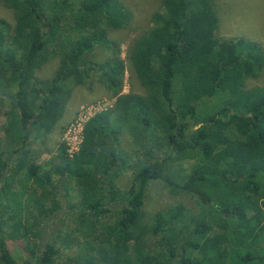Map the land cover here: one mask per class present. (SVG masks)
Listing matches in <instances>:
<instances>
[{
	"label": "trees",
	"instance_id": "obj_1",
	"mask_svg": "<svg viewBox=\"0 0 264 264\" xmlns=\"http://www.w3.org/2000/svg\"><path fill=\"white\" fill-rule=\"evenodd\" d=\"M160 2L155 27L132 40L128 49L145 93L122 95L119 59L81 62L97 47L110 48L109 30L129 24L131 15L119 0H0L14 20L9 36L0 24V111L8 106L4 115L16 122L21 134L19 140L12 139L16 159L8 160L0 172V264H57L56 241L87 254L84 261L69 258L63 264H264V232L258 231L264 222V86L245 84L264 70V50L243 39L199 49L188 38L187 27L191 19L214 17L210 1ZM82 23L95 28L83 32ZM54 58L58 66L53 75L36 78L35 72ZM195 58L207 87L192 78ZM96 74L115 99L114 106L85 124L73 158L61 148L59 163L46 173L50 188L44 204L52 205L36 209L47 218L58 210L52 177L59 186L72 183L78 200L73 230L86 236L65 240L60 229L42 250L17 221L12 234L22 233L17 237L27 245L21 263L6 244L10 222L23 215L21 206L11 209L10 175L25 171L36 176L40 168L26 158L30 142L42 140L62 119L70 86ZM220 123L230 129H219ZM124 133L137 147L132 156L122 145ZM212 136L242 146L247 157L211 146L207 139ZM188 160L194 161L189 171L184 168ZM125 170L132 172L131 183L116 194L114 179ZM154 182L194 199L201 213L181 222L183 208L173 207L143 230L145 199ZM250 217L251 223L236 227L235 222ZM175 231L178 237L170 242L168 233ZM223 233L237 235L245 249L213 250Z\"/></svg>",
	"mask_w": 264,
	"mask_h": 264
},
{
	"label": "rangeland",
	"instance_id": "obj_2",
	"mask_svg": "<svg viewBox=\"0 0 264 264\" xmlns=\"http://www.w3.org/2000/svg\"><path fill=\"white\" fill-rule=\"evenodd\" d=\"M123 7L129 11L131 19L129 24L118 31H108L107 39L110 42V48L97 47L91 53L84 54L81 57V62H95L103 63L114 59H119L123 64L124 74L122 77L121 94H139L143 95L145 90L140 85L137 74L133 66L128 59V49L131 45V41L135 38H139L145 34L149 29L155 27L156 18L161 14V2L160 0H119ZM213 8L214 17L207 18L204 21H198L197 19H191L187 27V36L193 40L199 49L213 45L216 42L243 39L258 44L264 50V0H209ZM5 24L4 27L5 36L12 34V26L14 24L12 12L0 5V24ZM82 31L92 30V26L81 24ZM14 27V26H13ZM95 28V27H94ZM93 28V29H94ZM17 32L18 29L14 28ZM98 31V29H96ZM205 31V32H204ZM17 35V33H16ZM202 53H207L202 52ZM198 58V57H197ZM195 64L192 65V71L195 73L192 78L197 81H202V86L207 87L208 81L199 74L198 59ZM58 66V59L54 58L42 66L35 72V77L38 79L50 78L55 72ZM92 79L86 80L83 83L71 85L70 97L66 105V109L62 119L56 124L54 129L46 135L42 140H34L30 142L28 146L29 152L27 155V163H32L40 168V171L36 176H29L25 171L19 172L16 175H10L9 181L12 192V212L15 207L21 206L22 216H14V222H10L11 226L7 229L6 244L11 253L19 262L26 258L25 240L19 239L18 235L22 233L18 232L12 234V224L17 221L20 222L28 234L30 240H35V243L40 245L41 241V228L42 224L48 219L42 217L36 213V209L40 204H44V193L48 188L46 173L54 165H57L60 161L61 148L63 147V137L69 128L70 124L78 116L82 107L91 108V112L104 111L111 109L114 106L115 99L112 97L111 92L108 91L106 86L102 82L100 75L96 74L92 76ZM206 81V82H204ZM246 87L251 88L255 86H264V70L255 79H247ZM10 109L8 106L3 108L2 113L0 111V172L4 169L8 160H15L17 154H12V139H20V130L15 121L9 120L4 114ZM229 124V123H228ZM219 129H230L225 123L218 125ZM163 133V132H162ZM229 133V132H228ZM230 135V133H229ZM122 145L129 155H133V151L137 147H133L132 138L127 134L121 135ZM165 142V139H161L160 145ZM207 142L211 146H224L229 151V155H240L247 157L242 146L236 143H231L223 140L221 136H212L207 139ZM164 149V147L162 148ZM13 156V157H12ZM251 160V158H246ZM134 162V161H133ZM133 162L131 165H133ZM194 161L188 160L184 163V168L190 170ZM12 167V165H11ZM132 178L131 171H122L113 182L116 194L124 192L130 185ZM52 184L56 185L55 196L59 200L60 208L53 212L50 217L56 216V219H51L46 224L45 231L50 229H56L57 225L61 226V238L70 240L74 237L80 239L86 235L81 232H74L75 225L72 223V211L77 205V192L72 183L69 184H57V178L52 177ZM51 182V181H50ZM114 193V198L117 196ZM1 203V201H0ZM44 205H52L46 203ZM63 206V207H61ZM117 206V205H116ZM182 207L183 215L181 222H184L186 217L201 213L202 208L196 203V201L189 197H184L175 194L174 189L161 182H154L150 185L147 192V196L144 204V217L141 222V227L146 230L148 227L161 221L163 214L170 208ZM26 211L31 213L28 216ZM39 215V216H38ZM12 219V215L10 216ZM253 218L250 217L246 221L235 222L236 227L243 228L248 223H251ZM24 225V226H23ZM259 232H264V222L260 225ZM8 232V233H7ZM35 235V236H34ZM14 237V238H13ZM27 237L28 243L29 238ZM54 237V235H53ZM178 237V233H168L167 239L170 242H175ZM18 238V239H17ZM32 238V239H31ZM245 249V243L240 241L237 235H227L223 233L214 240L212 249L216 250L220 247ZM54 247L58 251L57 264H63L69 258H75L76 260L84 261L87 257L85 252L71 248L69 245H64L56 241ZM161 248L163 244L160 245ZM264 255V247L260 251ZM176 261V260H175Z\"/></svg>",
	"mask_w": 264,
	"mask_h": 264
},
{
	"label": "built area",
	"instance_id": "obj_3",
	"mask_svg": "<svg viewBox=\"0 0 264 264\" xmlns=\"http://www.w3.org/2000/svg\"><path fill=\"white\" fill-rule=\"evenodd\" d=\"M101 111L91 112V108L80 109L78 116L70 124L63 137V147L65 149V154L69 158H73L80 149L82 139H83V129L85 124L90 118L100 113Z\"/></svg>",
	"mask_w": 264,
	"mask_h": 264
},
{
	"label": "flooded vegetation",
	"instance_id": "obj_4",
	"mask_svg": "<svg viewBox=\"0 0 264 264\" xmlns=\"http://www.w3.org/2000/svg\"><path fill=\"white\" fill-rule=\"evenodd\" d=\"M61 204V203H60ZM61 207H63V206H61ZM59 208H60V206H59ZM58 208V209H59ZM57 211V210H56ZM51 219L53 218V219H56V216H52V217H50ZM50 218H48V219H46V221L42 224V228H41V242H40V247H41V249L42 250H44V248H45V246H46V244L48 243V241L49 240H51V238L53 237V235H54V233H55V231H59L60 230V228H61V226H60V224L59 225H57V228L54 230V229H50V230H48V231H45V227H46V224L50 221L49 219Z\"/></svg>",
	"mask_w": 264,
	"mask_h": 264
}]
</instances>
